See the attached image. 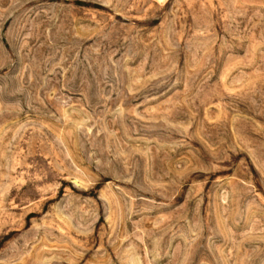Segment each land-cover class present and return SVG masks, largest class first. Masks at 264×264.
<instances>
[{"label":"rangeland","instance_id":"rangeland-1","mask_svg":"<svg viewBox=\"0 0 264 264\" xmlns=\"http://www.w3.org/2000/svg\"><path fill=\"white\" fill-rule=\"evenodd\" d=\"M0 264H264V0H0Z\"/></svg>","mask_w":264,"mask_h":264}]
</instances>
